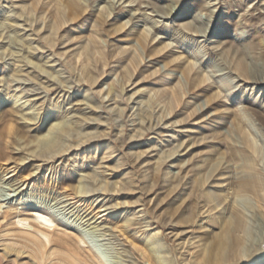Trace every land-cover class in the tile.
Returning a JSON list of instances; mask_svg holds the SVG:
<instances>
[{
  "label": "rangeland",
  "instance_id": "374dc122",
  "mask_svg": "<svg viewBox=\"0 0 264 264\" xmlns=\"http://www.w3.org/2000/svg\"><path fill=\"white\" fill-rule=\"evenodd\" d=\"M84 1L0 0V264H34L36 237L48 239L43 264H67L61 231L108 264H198L236 204L246 247L264 256V191L234 195L249 154L231 122L251 104L264 125V0ZM25 46L33 55L15 62L8 51ZM238 59L248 83L237 81ZM27 61L49 81L26 66L14 77ZM218 86L227 106L207 103ZM25 99L58 108L32 120ZM65 119L77 130L62 150H41L47 128ZM242 122L260 147L252 166L264 186V128ZM41 211L55 220L47 233L34 220Z\"/></svg>",
  "mask_w": 264,
  "mask_h": 264
},
{
  "label": "bare ground",
  "instance_id": "6f19581e",
  "mask_svg": "<svg viewBox=\"0 0 264 264\" xmlns=\"http://www.w3.org/2000/svg\"><path fill=\"white\" fill-rule=\"evenodd\" d=\"M83 2H85V1L83 0ZM130 2H133V1H130ZM9 20L10 19H8V21ZM154 23H156V22L154 21ZM0 36H1V34H0ZM18 38H19V36H18ZM146 38H147V35H143L141 37V40L138 39V42L144 43ZM141 41H143V42H141ZM29 45H30V43H29ZM166 46L167 45H165V47ZM33 47H31V46H27V47L25 46L24 48L20 47L19 51L14 52V51L10 50L11 52L8 51V54L10 53V56H16V57H14V58H17V60H15V62L16 61L17 62H23V60L26 59L29 55H33V49H34ZM21 55H23V56H21ZM24 66H26L27 69L31 68L32 73H34L36 71L35 69H39V72H41L42 74L43 73L47 74V76H45V78H47L49 81L50 74L47 70L44 69L43 65L40 66V65L33 63V62H30V61L22 63L20 69H15L16 71H14L13 76L18 77L19 75L17 72L22 71L23 70L22 67H24ZM186 69H187V71L192 70L193 64H190V66H187ZM232 69H233L234 73L236 74V77H238L237 81H239L240 76H242L244 78V80H242L243 83L249 82V80H245V79H250V74H249V71L247 70V67L244 64L243 60L238 59L235 62H233ZM39 72H38V75H39ZM36 75H37V72H36ZM240 80H241V78H240ZM204 81H205V78L202 79V82H204ZM255 83H257V82H255ZM217 88H218V90L209 97V99L207 100V103L217 102L216 100L220 99V101L218 100V102H219L218 104L220 106H225L226 102H225V100H223V98L226 96L222 93L221 88L219 86ZM249 90L253 91V87L250 89H243L242 88L241 90H239L238 95L233 98L236 100V105L240 104V101L243 100L246 95H248L247 93ZM5 95H7V94H3L0 92V107L3 104V102L5 101V97H6ZM10 97H13L12 103H17L22 98L21 96L15 95V94H11ZM86 100H87V102H89L88 107L90 109H93L92 107L94 105L89 101V98H86ZM26 103H29V105L27 107L34 108L36 102L35 101L30 102L29 99H25L19 105H21V104L26 105ZM57 108H58V105L54 106L50 103H46V104H44V102L40 103L38 107L34 108V111L37 110L36 114H31L30 119L40 120L42 117V119H45V121H47V120H49V118H51V116H53L56 113ZM40 110H41V112L39 114ZM38 114H39V117L37 118ZM142 115H143L142 118H145V119L147 118V120L149 119L147 116V113H143ZM232 116L233 117L231 118L232 119L231 122L235 126L234 128L239 133V139H241V141L244 145L243 150H247L246 152L249 154L248 158L243 159L244 160V163H243L244 167L248 168L249 172L247 173V175L244 176V178H241L237 181V183H236L237 190H234V195H235V197H237V196L238 197H244L245 199L249 195H252L253 197L257 196V197L262 198L261 197L262 195L259 194V191H264V186L261 185V182H260L259 178L257 177V172H255V169L252 166L253 164H256V158H257L256 156L260 152V147L258 146V144L255 141L256 138L254 139L253 137H250V131L247 130V132L244 133L242 131L241 127L243 124V122H242L243 118L246 121H248L250 123V125L253 126L254 128H255L256 124L259 125V128H264V125L258 120L255 109L253 108V106L251 104L244 106V107L240 106L239 108H237V110L235 112H232ZM259 128L256 127L255 130L258 131L257 129H259ZM76 130H77L76 120H72V119H70V120L65 119V120H60V121L58 120L57 122L52 123L47 128L46 134L39 141L38 146L44 152L61 151L62 148L64 147V142L66 141V139L69 138V136H72ZM261 131H262V129H261ZM83 187L84 186L81 185V187H80L81 190ZM210 197H211V199L213 198L212 195H210ZM263 198H264V194H263ZM231 218H232L231 222H230L231 225L229 224V226H226L223 228V230L218 234L217 240H215L212 244H210V245H208L202 249V251L200 252V256H201L202 260H200V262L198 264H257V263H260L264 259V256L257 255V253L248 250V248L246 247L247 246L246 245L247 244L246 243L247 238L245 237L246 236L245 235L246 234V227H245V222H244V213L242 212V210L240 208H238L237 204L235 206L234 205L232 206ZM34 220L37 223L44 226L43 230L41 228L42 233H43V231L45 233H47V231H48L47 228L50 227L51 225L55 224V220L50 215H48L47 213H44L42 211L35 213ZM23 225H25V223H23ZM70 233H68V231L67 232L61 231V233H60L61 235H63V237H65L64 238L65 241L67 240L65 248H63V251H61V253L63 254V256L65 258V262L67 264H108L90 246L86 247V248L83 247L80 244V242L84 243V239L82 237H77L78 235L77 236L74 235L75 233L73 234L74 235L73 237L75 239V242H77V245H76L77 249L76 248L74 249V247H75L74 244H73L74 247H70L71 245L68 242V240L72 236L71 235L72 233L71 234ZM55 238H56V236H55ZM74 239H72V240H74ZM149 240H150V237H149ZM247 241H248V239H247ZM47 242H48V239H42V238H37V237L35 238V241L33 242L35 249L33 248L31 251H32L33 258L35 259L36 264H43V262H44L43 253H45V250L47 249ZM75 242H72V243H75ZM156 243L157 242H155L151 238V242L149 244H147L146 250L148 251V256L149 255L151 257L154 256L152 253V250H154ZM158 247H159V244H158ZM56 249H59V248H56ZM75 252L76 253L78 252L80 255H84V257H81L82 259L80 260L79 259L80 255L77 254V255H79V258H77L78 256L77 257L75 256L77 259L74 258V255H76V254H74ZM56 253L59 254L60 252H57L54 250V251L50 252L48 255L53 257V255H55ZM89 259L91 260L90 262L88 261ZM49 261H50V259H49ZM50 264H51V262H50ZM154 264H169V263L164 258H161V257L158 258L157 257L154 260Z\"/></svg>",
  "mask_w": 264,
  "mask_h": 264
}]
</instances>
